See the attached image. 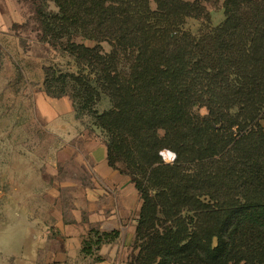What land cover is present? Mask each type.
<instances>
[{
    "label": "trees",
    "instance_id": "trees-1",
    "mask_svg": "<svg viewBox=\"0 0 264 264\" xmlns=\"http://www.w3.org/2000/svg\"><path fill=\"white\" fill-rule=\"evenodd\" d=\"M27 1L60 57L45 93L91 118L140 192L129 264H264V0H221L201 35L183 26L209 24L206 0Z\"/></svg>",
    "mask_w": 264,
    "mask_h": 264
},
{
    "label": "rangeland",
    "instance_id": "rangeland-1",
    "mask_svg": "<svg viewBox=\"0 0 264 264\" xmlns=\"http://www.w3.org/2000/svg\"><path fill=\"white\" fill-rule=\"evenodd\" d=\"M18 2L23 19L0 35V264H49L47 255L64 249L56 211L76 208L78 193L93 184L92 149L104 143L105 134L90 117L78 118L73 104L56 128L42 114L57 99L45 93L43 66L60 57L39 40L34 5ZM205 2L209 24L189 18L185 30L201 35L225 20L221 0ZM162 154L169 162L175 159L171 150ZM67 216L75 221V214ZM98 232L104 231L90 230L87 246L97 247ZM136 252L128 246V259Z\"/></svg>",
    "mask_w": 264,
    "mask_h": 264
},
{
    "label": "crops",
    "instance_id": "crops-1",
    "mask_svg": "<svg viewBox=\"0 0 264 264\" xmlns=\"http://www.w3.org/2000/svg\"><path fill=\"white\" fill-rule=\"evenodd\" d=\"M23 19L18 0H0V35L11 33L13 24ZM44 98V97H42ZM49 106L41 109L53 127L64 112H72L70 98H57ZM64 103V104H63ZM68 112V113H69ZM92 162L96 175L93 184L81 190L77 196V207L56 211V230L60 232L61 251L47 255L49 264H129L127 247L135 236L142 200L140 192L131 179L112 168L108 163L105 143H98L92 149ZM75 214V221L67 215ZM73 217V216H72ZM96 228L104 232L120 231V236L94 249L93 253L83 252L84 241L90 230ZM100 257V259H98Z\"/></svg>",
    "mask_w": 264,
    "mask_h": 264
}]
</instances>
